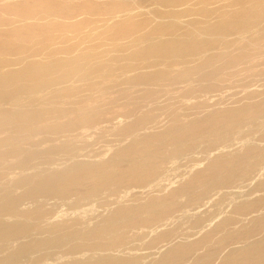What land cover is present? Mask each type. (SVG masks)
<instances>
[{"label": "rangeland", "instance_id": "rangeland-1", "mask_svg": "<svg viewBox=\"0 0 264 264\" xmlns=\"http://www.w3.org/2000/svg\"><path fill=\"white\" fill-rule=\"evenodd\" d=\"M104 1L106 5L126 4V6H128L130 10L125 6H123V10L125 12H128L129 10L131 14L135 12L131 16V18L134 20L149 22L152 21V23L143 28V31L141 30L138 33L148 32L152 30L153 26H155L156 22H158V18H156L155 14L157 10L155 9H158L160 7V4L157 3V0H125V4H122L124 0ZM204 1H206L207 3L209 2L208 7H210L212 10L214 7V9H218L215 10L218 13L220 11V7H222L221 10L224 7L225 9L223 10H229L228 8H230L231 10L234 8V4L237 6L240 2L239 0H215L216 2L213 0L214 3H212V0ZM232 2H234V4ZM250 2L254 3L253 1ZM192 3L195 5H193ZM200 3H202L201 0L190 1L189 6L194 8V10H192L193 14H188L185 16L183 15L181 17L182 22L184 23H182L183 29H181L179 33H181L182 30H191L190 27L192 26V28H194V25L192 23L196 21H201L199 16H201V19L205 18H202L203 14H201V12H199L198 10V8L201 6ZM3 4L4 3L0 1L1 7L3 6ZM227 4L228 7L225 6ZM246 4L250 3L247 2ZM222 5H224V7ZM230 5L232 6V8L230 7ZM236 6L235 8H238V6ZM176 8L177 11L180 10L179 12H182L184 7L179 6ZM263 9L264 6L261 9L262 15H264ZM4 13L7 12L5 11L3 12V14ZM3 14L0 15V22H2V20L4 19L9 20V17H13V15L6 16L10 13L6 15ZM217 14L213 15L216 16ZM5 16L8 18H6ZM39 17H46L45 19L39 18L41 19V22H45L46 20L48 21V19H54L53 16H47L45 14H41ZM101 18H103V15H90L89 19L91 21L95 20V22L97 21V23L95 24L90 21L89 24H93H87V26L83 30L84 33L85 30H87L88 28L93 29L94 27L99 26L97 27V30H95L97 33H99V36L101 38H99V36L95 37V35L97 36V33L94 32L95 35L93 33L91 34L92 36L89 35V40L92 39L91 41L87 39V41L89 42L84 43L85 38H88L87 36L85 38L79 39L77 43L74 42L75 46L73 44H70L69 46H73L71 49H75L73 52L75 55L84 52L85 48V51L88 49L92 50L96 48L92 51L94 53V59L96 58L95 60H97V63H95L94 65L99 64L100 67H96V71L92 70L93 73L88 75L81 76V73L77 74L78 76L76 75V77L73 78L74 81L72 82V85L73 83L75 85H73L74 87H72L73 91H67L65 88H63L64 85L60 84L58 87H56L55 85L52 88H49L50 90L47 91L48 94H45L46 100L49 98V100H53L54 102H58L55 100H59V102H63L62 104L65 103L66 105H62L63 107L65 106L64 109L66 108L69 111H73V108L78 107L80 108V111H76L77 113L73 111L72 113H70L69 116L65 115L63 118H60L59 122L56 120V117L53 114H48L43 120L41 119L34 122L33 124H30L27 129H18V126H16V124L18 125V123H16L18 120V114H15V116L13 117L14 119L12 118L13 120L0 123V165H2L0 166V190H4L5 188H7L8 191L7 192L6 190H4V192L3 190H1L0 203L2 202L4 196H18L24 195V193L25 195L27 194V189H29L31 184L23 181L24 178L27 177L29 179L32 177H45L48 172H54V170L55 172L62 171L63 169L69 167L77 161H84V163L90 162L89 164L93 163V165L101 169V174L105 172L117 174L125 172L126 168H128L129 165L141 162L146 158H153L157 161V163H159L157 164L155 174L152 178H147L146 180L144 179L138 181H131L132 179H116L110 181L105 185L100 186L98 188L99 190L97 189V192H95L94 194H87V190L92 187V183H87L79 186L77 189L72 190L74 192L70 191L67 195V198H61L58 195H46L44 191L36 192L35 194L30 195V197L25 196L21 202V209H23V211L20 210L19 212H14L12 214L9 212L2 211L0 213V219L5 218L8 221H24L31 224L33 227L27 235H24L21 238H17V241L14 239L11 241H5L6 243H2L1 245H3L4 247L0 249V256L6 255L11 251L17 249L16 245L19 246V244L23 241L24 237L26 236V239L24 241L32 240L34 250L31 253L33 254L27 255L28 257L22 256L21 258H19L20 261L17 260L15 264H63V262H65V264H73L77 262V259L78 261L87 260L88 262H92V260L97 261L100 259H104L106 256L107 257L105 259H123L124 264H159L161 260L164 259L165 254L168 253L167 251H169L171 247L174 246V244L183 241H195L201 238L206 230L213 229L215 224L219 221L225 218H233V223L231 221V225H228V232H218L216 235H214L212 241H210L209 244L202 246V248L198 249L197 251H194L195 253L191 252L186 255L182 260L178 259L175 263H167L223 264L226 260V257L232 255L233 252L237 251L242 245V243L248 239V237L241 234H244L247 230L254 228L256 224H259L258 220L262 219V215L264 218V201L260 202L259 205L256 207L257 210L253 212L256 215L250 214V211H248L249 213L241 210L236 211V208L244 205L245 202H251L264 197V153L260 154V156L258 155L257 157L256 164L259 165L256 166L258 169L256 168V166H254L248 171L244 172L242 175L232 179L227 183L212 182L209 181L208 178L203 183L196 184L182 192H179L177 195L175 206L171 209L164 211L161 217L157 220H151V218H155L156 215L148 211H140L138 213H133V215L130 212L118 213V211L123 208L133 207V205L137 206L140 204L143 206L149 204L150 200L153 197L167 196L172 189H178V187L180 188L183 187L184 184L186 185V183L199 170H202L208 164L214 162L215 160L226 161L228 159H232L235 156L241 155V152H244L248 147L252 145H257L260 148H264V114L261 113H258L256 115L254 113H251V118L250 113L243 115V118L240 121L241 123L236 124L234 127L223 129L218 134H206V136L204 135L199 140H197V143H189L187 141L178 140V136L183 130L191 128L196 124V122L201 119L218 117L222 114H226L227 111H230L232 109L234 110V108H239L238 110H244L246 112V109L250 110L251 107L249 102L257 101L258 103V101L261 102L264 100V19L263 21L256 19L259 24L255 22L259 25L262 31L258 27V25H255L254 23L253 25L255 26V28L252 29L255 31L257 28L259 29L258 32H250V35L248 33L246 35L243 32L245 36L236 33L229 35L230 37L228 36L227 39L220 41L222 45L219 43L217 46L220 49L218 48V50L215 47L218 52L215 49H211V51L213 50V52L216 51L214 52V54H216V59L214 58V62L213 58L211 60V51L209 52L210 54H206L209 55L208 57L205 56L206 59L208 58L207 60H211L209 61V66L208 63L205 64V61L207 60L203 58L204 56H200V58H198L199 55H193L194 57L196 56L195 59L193 56H190L192 57L191 65H193V67L196 66V69L200 66V68H202L204 71L202 70L200 73L198 71H195L194 74H185L183 73V71L187 68L188 65L179 61H172L171 64L168 63L169 65H167V62H162V64L164 63L163 65L159 64L150 68L144 67V65L141 64L136 65L137 69L132 70L133 72L129 71L132 68L127 69L122 63L125 64L126 61H131H129V59L125 60L124 55H129L130 51L133 52V49L141 47L143 43L140 41L135 43L136 45H131L130 41L133 39V37H129L125 41L127 43H130V47H124L125 51L120 50V48L114 46V43L116 44L118 40L115 39L116 42L113 40L114 36L111 32H109L108 29L111 26L110 24H112L113 22L109 24L110 26L108 25L109 27L104 25V27L106 26L105 29L104 27H101L104 23L103 21H101ZM42 19L45 21H43ZM10 20L15 19L12 18ZM187 24L189 25V28ZM184 25L187 27H185ZM202 26L203 24L200 23L195 25L196 30L198 27V31H196L194 34L198 35L199 39H203L205 37V34H202L201 30H199L202 29ZM0 28L2 27L0 26ZM103 29L106 33L109 32V34H106ZM102 31L104 33V36H102ZM53 32L54 34L60 33L59 30H53L52 33ZM71 33L72 32H70V34ZM105 34L108 35V39L106 38ZM104 37L107 40H105ZM81 40H83V43H80ZM236 40L238 43L235 42ZM93 42H95V45L97 44V46L94 45L93 47H90L93 45ZM89 44L91 45L88 46ZM65 45L67 44L57 46V48L55 47L53 50L55 52H60L61 56V53L62 55L65 54L63 51H65L66 49L62 50L64 47L66 48ZM45 50H32V53H41L43 58L42 56L39 57L38 55L37 57H39V60H48L49 55L59 56L58 52H56L57 54H48V52H50L48 50L46 54ZM79 50H81V52H79ZM42 51H44L45 53L43 52L42 54ZM94 51H96V53ZM247 52L249 54H247ZM29 53H31V50L29 51ZM16 55H7V57L14 58L16 57ZM130 55L132 56V54ZM108 56L109 58H107ZM196 59H202L203 62L201 63L200 60L197 61ZM104 61H106V63H104ZM117 61L118 63H116ZM22 63V61L21 65L18 63L20 65L19 68H21ZM55 63L56 60L50 62V64ZM18 64H14L13 67H18ZM118 64H121L119 65L120 68L122 66V69L120 71L122 73L124 71L126 72H124L123 74L119 72ZM161 65L162 67H160ZM103 66L104 69H111L104 70ZM115 67L117 71H115L116 73L112 70L115 69ZM163 67H168L167 70L169 71V74L167 76L168 80H164V84H153L147 81L151 80L150 78L155 74H146L147 72L144 73L145 71H152L153 69ZM179 67L180 69H183L179 70ZM5 68L3 67V69ZM124 68L125 70L122 71ZM109 71H111V73L114 72L113 79L116 80H113L114 82L108 81L110 83L102 82L104 78L107 79L108 74L106 75V73H108ZM139 71H142L145 75L142 72H140L138 75L137 73ZM216 71L219 72L216 73ZM102 74L105 77L102 76ZM124 74H126V76H124ZM195 74L198 77L193 76ZM127 75L130 77H128ZM188 75L190 78L188 77ZM146 76L149 78L147 79ZM145 77L146 80H141L143 78L145 79ZM191 77H193V79ZM137 78H140V81ZM134 79L139 82L138 84H141L136 85ZM131 80L132 84L130 82ZM94 81L96 83L94 85H90ZM96 84H98L99 87H97ZM134 85H136V87ZM95 87L97 88L96 90L94 89ZM92 88L94 91L91 90ZM105 88H111V93H103V90ZM86 97L89 98L87 99ZM67 99L69 103L67 102ZM86 99L88 101H86ZM33 102L34 106L36 104L35 107H39L43 101L42 99H36ZM23 104H26V102H24ZM70 105L72 106L70 107ZM24 106H26L24 108L25 110H27L28 108L38 110V108L36 109L32 106L28 107L27 104ZM5 109L6 110L4 112H9V110H11L9 108ZM81 111L84 112L82 113ZM86 113L88 114L86 115ZM247 115L248 118H246ZM89 117L90 119L92 118L90 121L89 119H87ZM256 117H258V119ZM72 119L75 120V122H79V125H70L68 127H62L63 123H67L69 120L73 121ZM47 122L50 124H46ZM136 122L142 123L135 124ZM189 122H191V124ZM72 123H74V121ZM209 128L210 125H204L202 130L206 132ZM160 135H162L161 140H159ZM6 144L8 146V149L6 148ZM73 145L79 152H76V149L73 147ZM58 146H60V148L62 147V151L64 150L63 153L61 149L59 150ZM19 147L22 148L18 150ZM72 148L75 151H73ZM11 149H15V151H11ZM4 150L7 153H4ZM33 152L36 153V155L33 154ZM68 152H70V154ZM233 154L236 155L234 156ZM13 155L15 156L13 157ZM94 157H96V159ZM85 158L89 162H87ZM20 164L21 166H23L24 169L20 166ZM33 172L36 173V175L32 174ZM42 173L43 175H40ZM18 180L20 182H18L19 186L17 183ZM12 184L14 186H12ZM27 184L30 186H28ZM20 185L22 186L20 187ZM3 186L5 188H3ZM208 186H210L211 188ZM10 192H12V195L10 194ZM40 193L42 194V196ZM34 196L36 197L37 201L35 200ZM45 196L46 198H44ZM129 214L131 217L129 216ZM153 215L155 217H153ZM72 225L75 226V228ZM102 229H105V233L101 236L98 242H88L86 240L87 237H89L95 232L101 231ZM72 231H74L75 233ZM229 231L233 233H230ZM52 232H56L55 235L53 233L52 236ZM111 232L114 233L112 234ZM49 233L51 235H49ZM255 233L256 234L254 235L253 240L258 241L264 238V223H261ZM61 235L63 236V238ZM72 235L75 236L73 237ZM74 240H77L79 242H75ZM12 241L15 243H13ZM53 242L55 245L53 244ZM56 242H58L59 244ZM41 243L42 245H40ZM224 243L225 245H222ZM65 244L67 246H65ZM76 245H78L79 248ZM168 246L170 247V249ZM13 247H15V249H13ZM55 247L58 249H56ZM47 249L51 250V252L49 250L47 251ZM38 253L40 254V256L38 255ZM34 255L38 259L34 258ZM110 256L114 257L109 258ZM80 258L82 260H80ZM36 261H38V263H36Z\"/></svg>", "mask_w": 264, "mask_h": 264}, {"label": "bare ground", "instance_id": "bare-ground-1", "mask_svg": "<svg viewBox=\"0 0 264 264\" xmlns=\"http://www.w3.org/2000/svg\"><path fill=\"white\" fill-rule=\"evenodd\" d=\"M0 1H2V3H4L2 7L0 6V15L3 14V12H5V11L7 12V13H4L5 15L8 14V13H10V14H8L6 16L13 15V17H9V20L8 19H4V20H2V22H0V26L2 27V28H0V123L1 122L11 121V120L14 119L13 117L15 116V114H18V120L16 122V123H18V125L16 124V126H18V129H27L30 124H33L34 122H36L38 120H41V119L43 120L48 114H53L56 117V120L59 122L60 118H63L65 115H68L69 116L70 113H72L73 111L74 112H76L78 110L80 111V108H78V107H76V108H73L72 107L73 108V111H69L66 108L64 109L65 106L63 107L62 105H66L65 103L62 104L63 102L61 103V102H59V100H55V101H58V102H54L53 100L52 101L49 100V98L46 100L45 99V97H46L45 94L47 93L48 90H50L49 88H52L55 85H56V87H58L60 84L61 85H64L63 88H65L67 91H73V88L72 87H74L75 85L73 83V85H74L73 86L72 85V82L74 81L73 78L76 77L77 74L81 73L82 74L81 76L91 74V73H93L92 70H95L96 71L95 68L99 66V64L94 65L95 63H97V60H95L96 58L94 59V57H93L94 53L92 52L93 50L96 49L95 47H94L95 49H92V50H89L88 49L86 51H85V49H86L85 48L84 49V52H81V50H79V52H81V53H79L78 55H75L73 53L74 50H75V49H71L73 46L69 47L70 44H73L75 46L74 42L77 43L79 39L85 38L87 36H88V38H85L84 43L85 42H89V41L92 40V39L89 40V38H90V36H92L91 35L92 33L94 34V32H96L97 27H99V26L94 27L93 29H89L88 28L89 30L87 29L83 33V30L87 26V24L88 25H92L93 23H95V24L97 23V21L95 22V20L94 21H91L90 20L91 17L89 19V16L90 15H93V14L103 15V18H101V21H103L104 23H103V25L101 27H104V25H106L107 27H109L111 25L108 28L109 29V32H111L112 35L114 36L113 40L115 42H116V40H118L116 42V44L114 43V46L120 48V50L125 51V48L124 47H126V46L130 47V45H129L130 43H127L125 41L129 37H133V39L130 41L131 42V45H134L135 43L140 42V41L143 43V45L141 47H138L136 49H133V52L130 51L131 53L129 52V55H126V54L124 55L125 60H128L129 59V61H131V62L126 61L125 64L122 63L123 65H125L124 67H126L127 69L128 68H130V69L132 68L129 71H132L134 69H137V66L136 65L143 64L144 67H149L150 68V67H153V66L162 64V62H165V63L167 62V65H169V64H171L172 61H177V62L179 61V62H182V63H185V64L188 65L187 68L183 71V73H185V74L186 73L187 74H192V73L194 74L195 71H198L200 73L203 70L202 68H200V66H199L200 64L199 63H198L199 65H197V66H199L197 69H196V66L193 67V65H191L192 64V60H191L192 57H190V56L199 55V57L197 56L198 58H200V56L201 57L204 56L203 58L206 59V57L209 56V55H206V54L209 53L211 51V49H215V47L218 49L219 47H217V46L220 43V41L227 39V37L229 35L236 34V33H239V34H242V35H244V34L247 35V33L249 34L250 32H252V33H256L255 31L258 32L259 29H257V28H256L255 31L252 29V28H255V26L253 24L255 22H257L256 19L257 20H260V21H263V19H264V15H262V13H261V9L264 6V0H239L240 1L239 2V5H240V3H241V5L240 6L237 5L238 8H235L236 5L234 4V2H232L234 4V6H233L234 8L233 9L230 10V8H228L229 10H223V9H225V7H224V5H222L224 8L221 10L222 7H220L219 13L217 11H215V10H218V9H214L215 7L213 8V10L210 7H208L209 6V4H208L209 2L207 3L206 1L201 0L202 3H200V5H201L200 7L198 6L199 7L198 10H199V12H201V14H203L202 18L203 17H205V18L201 19V16H199L200 15L199 14L198 16L200 17V20L201 21H196V22L192 23L194 25V28H192L193 27L192 26V27H190L191 30H184V31L182 30V32L179 33L180 30L183 29L182 28L183 27L182 26V23H184V22H182L181 17L183 15L185 16V15H188V14H193L192 13L193 12L192 10H194V8H192V7L189 6L190 1H192V0H157V3L160 4V7L158 9H155V10H157L155 12V14H156V18H158V20H157L158 22H156V25L153 26L152 30H150L148 28L150 31L147 30L148 32L138 33L141 30L143 31V28H145L150 23H152V21L151 22H149V21H137V20L132 19L131 16L135 12H133L131 14V12L129 11L130 10L129 7L126 6V4H125L126 3L125 0L122 3V4H125V5H121V4L106 5V3H105L104 0H66V1H64V0H0ZM121 1H123V0H121ZM216 1H218V0H216ZM233 1H235V0H233ZM250 1H253L254 3H251ZM247 2L250 3V4H246ZM193 3H195V2H193ZM212 3H214L213 0H212ZM228 4L225 5V6L228 7ZM193 5H195V4H193ZM231 5H230V7L232 8ZM123 6H125L126 8L129 9L128 12H125L123 10ZM179 6H183L184 7L182 12H179L180 10L179 11L176 10L177 9L176 7H179ZM152 12H151V14H152ZM41 14H45L47 16H53L54 19H51V20L48 19V21L47 20L45 21V20L42 19L45 22H41V19H39V18H44V19L46 18V17H39ZM213 14H217V15L215 16ZM212 16H214V17H212ZM6 18H8V17H6ZM12 18H14L15 20H10ZM90 21L93 22V23L89 24ZM111 22H113V23L110 24ZM198 23L203 24V26L201 27L202 29H199V30H201V33L202 34H205V37L203 39H199L198 38L199 36L194 34L196 31H198V27H197V30L195 28V25H197ZM257 23H255V25H258L259 24V23L258 24ZM190 26H191V23H190ZM185 27H187V26H185ZM258 27H259V25H258ZM188 28H189V25H188ZM53 30H59L60 33L54 34V32L52 33ZM261 31H262V29H261ZM70 32H72V33L70 34ZM104 32H105V30H104ZM109 32H107V33L109 34ZM243 32H244V34H243ZM67 33L70 34V35H68ZM102 34L101 35L104 36L103 31H102ZM110 35H109V37H110ZM98 36H99V33H97V36L95 35V37H98ZM107 36L108 35H106V38H107ZM244 36H241V37H244ZM99 38H101V37L99 36ZM106 38H105V40L108 39V38L107 39ZM87 39L89 41H87ZM83 40H81L82 42L80 41V43H83ZM109 40H110V38H109ZM119 40H121V41H119ZM237 40L235 42H237ZM63 44H67V45H65L66 48L64 47L62 49V50L66 49L65 51H63L65 54L62 55V53H61V56H60V52L56 51V52L59 53V56H56V55H52L51 56V55H49V59L48 60H39V57L42 56L41 53H37V52H33L32 53V50L33 51L34 50L36 51V50H39V49H41V50L48 49L50 52H48V50H45L46 51V54H47V52H48V54L49 53L50 54H57L53 49L55 47L57 48V46H60V45H63ZM92 44H93L92 46H90L91 44H89L88 46L93 47L95 45V42H93ZM95 46H97V44ZM76 48H77V45H76ZM87 48H89V47H87ZM217 49H215V50L218 52V50L220 48L218 50ZM30 50H31V53H29ZM103 50H104V48H103ZM245 50H246V47H245ZM216 51H214V52H216ZM43 52L44 51H42V54H43ZM94 52L96 53V51H94ZM214 52H213V50L211 51V54H212L211 55V60L213 58V62H214V58L216 57V54H214ZM46 54H44V55H46ZM130 54H132V56ZM247 54H249V53L247 52ZM7 55H14V56L16 55V57H14V58H8ZM38 55H39V57H37ZM112 56H114V55H112ZM221 56H222V54H221ZM250 56H251V54H250ZM42 58H43V56H42ZM107 58H109V56ZM116 58H117V56H116ZM195 58H196V56L194 57V59ZM209 59H210V57H209ZM53 60H56V63L55 64H50V62L53 61ZM99 60H101V59H99ZM111 60H113V59H111ZM198 60H200L201 63L203 62L202 59H198ZM211 60L205 61V64L208 63V66H209V61H211ZM21 61L23 62L22 63V66L23 67L21 66V68H19V66L21 65ZM24 61H25V63H24ZM106 61H104V63H106ZM113 63H115V62H113ZM116 63H118V61ZM14 64H18V67H13ZM210 64H211V62H210ZM110 65H111V62H110ZM119 65H121V64H118V68H119L118 70H119V72H121L120 70L122 69V66L120 68ZM162 65L160 67H162ZM184 66H186V65H184ZM3 67L4 68L6 67L7 69L6 68L3 69ZM108 67H111V66H108ZM116 67H115V69H112L114 72L116 71ZM167 68L168 67H165V68L164 67L163 68H156V69H153L152 71L151 70L145 71L146 70L145 69L144 70L145 71L144 73L147 72L146 74H151V73L155 74V75H153L150 78L151 80H147V81H149L150 83H153V84L154 83H156V84L157 83L164 84L165 83L164 80L165 81L168 80V77L167 76L169 74V71L167 70ZM103 69H104V66H103ZM105 69L108 70V69H111V68H105ZM182 69H180V67H179V70H182ZM216 69H217V67H216ZM124 70H125V68L122 71H124ZM124 72H126V71H124ZM140 72H142V71H139L138 73L137 72H134V73H137L139 75ZM179 72H178V74H179ZM217 72H219V71H216V73ZM113 73H111V71H109L108 73H106V75L108 74L107 79L104 78V80L102 82L105 83V82H108V81L116 80V79H113L114 78L113 77ZM103 74H102V76H104ZM124 76H126V74H124ZM193 76H196V74L193 75ZM199 76H200V74H199ZM201 76H202V74H201ZM98 77H99V75H98ZM128 77H130V76H128ZM132 77H133V75H132ZM146 77H145V79L143 78L141 80H143V81L146 80ZM188 77H189V75H188ZM196 77H198V76H196ZM148 78L149 77H147V79ZM191 78L193 79V77H191ZM105 79H106V81H105ZM129 79H131V78H129ZM134 80H135L136 85H137L139 82H137L136 79H134ZM124 81H126V80H124ZM130 82L132 84V80ZM95 83L96 82L94 81L90 85H94ZM108 83H110V82H108ZM133 84H134V82H133ZM140 84H138V85H140ZM136 85H134V86L136 87ZM96 86L99 87L98 84H96ZM94 89L96 90L97 88L95 87ZM91 90H93V88ZM103 91H104L103 93H106V94L108 93L109 94V92L111 91V88H105ZM98 92H100V91H98ZM102 95H104V94H102ZM247 97H248V95H247ZM36 99H38V100L42 99V101H43L42 104H40L39 107H35L36 104H35V106L33 104L34 103L33 101L36 100ZM87 99H86V101H88ZM24 102H26V104H27L28 107H31L32 106V107H35L36 109L38 108V110H35V109L33 110L31 108H28L27 110H25L24 108L26 106H24V105H26V104H23ZM67 102H68V99H67ZM249 104L251 106V107L248 106V107H250V110L249 109H246V112L244 110H238L239 108H237V109L234 108V110L232 109L230 111H227L226 114H222V115H220L218 117H210V118H205V119L199 120L198 122H196L195 125L193 124L194 126H192L191 128H187V129L183 130L181 132V134L178 136V140L187 141L189 143H194V142L197 143V140H199L204 135L206 136V134H218L223 129L231 128V127H234L236 124L241 123L240 121L242 120V118H243L242 116L243 115H246V114L250 113V118H251V115H252L251 113H254L255 115L258 114V113L264 114V100L261 101V102L258 101V103H257V101H255V102H249ZM37 105H39V104H37ZM67 105H69V104H67ZM71 106L72 105H70V107ZM5 108H9L11 110H9V112L6 111L7 112L6 113V112H4L6 110ZM88 109H90V108H88ZM227 110H229V109H227ZM247 110H249V111H247ZM12 112H17V113H12ZM87 114L88 113H86V115ZM94 116H96V115H94ZM254 116H252V117H254ZM75 117H77V116H75ZM246 118H248V115L246 116ZM256 118L258 119V117H256ZM87 119H89V121H90L92 118L90 119V117H89ZM73 121H74V123H72ZM73 121H70L69 120L67 123H63L62 124V127H64V126H67L68 127L70 125H76V126L79 125V122H75V120H73ZM138 123H142V122H136L135 124H138ZM189 123L191 124V122H189ZM8 124H10V123H8ZM46 124H50V123L47 122ZM204 125H210V128L206 132H204L202 130ZM239 125H241V124H239ZM25 126H27V127H25ZM46 129H48V128H46ZM135 129H136V127H135ZM28 130H30V129H28ZM64 131H65V129H64ZM161 137H162V135H160V139L159 140H161ZM152 138H154V137H152ZM104 139H106V138H104ZM69 140H71V139H69ZM66 142H67V140H66ZM8 143H10V142H8ZM201 145H202V143H201ZM7 147L8 146L6 144V148ZM58 147H59V150L62 148V147L60 148V146H58ZM73 147H74V145H73ZM21 148L19 147L18 150H20ZM126 148H127V146H126ZM70 149H71V147H70ZM12 150L13 149H11V151ZM72 150H73V148H72ZM72 150H71V153H72ZM13 151H15V149ZM50 151H52V150H50ZM61 151H62V149H61ZM63 151H62V153H63ZM73 151H75V150H73ZM147 151H148V149H147ZM76 152H79V151H77V149H76ZM4 153H7V152L4 150ZM68 153L70 154V152H68ZM241 153L242 154L241 155H238V156H235L237 153L236 154H233L235 157L233 156L234 158H232V159H228L226 161L215 160L214 162L208 164L205 168H203L202 170H199L186 183V185L184 184L183 187H180V188L178 187V189H172L170 191V193H168L167 196H164V197H153L150 200V202L147 200L149 202V204H146V205H143V206L140 205V204L139 205L136 204L137 206L133 205V207H130V208L120 209L118 211V213H121V212H128L129 213L130 212L133 215V213H138L140 211H143V212L144 211H148V212L154 213V215H156V217L153 215V217H155V218H151V220H157L158 218L161 217V215L164 213V211H166L168 209H171L172 207L175 206L176 199H177V195H178L179 192H182V191L186 190L187 188H190L191 186H194L196 184L203 183L208 178H209V181L217 182V183H227V182L231 181L232 179H234V178L242 175L244 172L248 171L250 168L256 166L257 165L256 164L257 163V157H258V155L260 156V154H263L264 153V148H260L257 145H252V146L248 147L244 152H241ZM33 154L36 155V153H34V152H33ZM219 155H221V154H219ZM14 156L15 155H13V157ZM40 157H41V155H40ZM153 157H155V156H153ZM94 158L96 159V157H94ZM31 159H32V157H31ZM103 159H105V158H103ZM86 161H87V159H86ZM87 162H89V161H87ZM18 163H19V161H18ZM22 163H23V161H22ZM89 163H86V162L84 163V161L83 162H78L77 161L76 163L70 165L69 167L63 169L62 171L55 172V170L53 169L54 172L53 171L52 172H48V174H46L45 177H35V178L32 177V178H29L28 179L24 175L26 178H24L23 181H25L26 183L31 184V186L27 184L28 186H30L29 189H27L28 191L26 190L27 191V194L25 195V193H24V195H18V196L17 195L16 196H10V195L4 196L3 199H2V202L0 203V213L2 211H5V212H9V213L12 214L14 212H19L20 210L23 211V209H21V202L24 199V197L25 196L26 197L27 196L30 197V195H33L36 192H40V191H44L46 195H58L61 198H67V195L69 194L70 191H72L74 189H77L79 186H81L83 184H87V183H92V187L87 190V192H88L87 194H94L95 192H97V189L100 186L105 185V184L109 183L110 181H113V180H116V179H118V180L119 179H123V180H125V179H132L131 181H133V180L134 181H138V180H144V179L146 180L147 178L150 179V178H152L154 176L155 171H156V168H157V164H159L153 158H146V159L142 160L141 162H138V163L129 165V167L126 168L125 172H123V173L112 174V173H109V172H105V173L101 174V172H100L101 169L100 168H98L97 166L93 165V163L92 164H89ZM0 166H2V165H0ZM20 166H21V164H20ZM257 166H256V168H257ZM21 167L23 168V166H21ZM26 167H27V165H26ZM114 168H115V166H114ZM161 168H162V165H161ZM32 174H35L36 175V173H34V172ZM40 175H43V173L40 174ZM18 182H19V180L17 181V183ZM19 183H18V186H19ZM12 186H14V185L12 184ZM21 186L22 185H20V187ZM208 187H210V186H208ZM3 188H5V187L3 186ZM1 190H3V189H1ZM1 190H0V192H1ZM4 190L7 191V188H5ZM72 192H74V191H72ZM10 194L12 195V192H10ZM41 196H42V194H41ZM44 198H46V196ZM61 198H60V200H61ZM35 200L37 201L36 197H35ZM263 201H264V197L261 198V199H256V200L251 201V202H249V201L248 202H245L244 205L241 204L242 206L237 207L236 208V211L237 210L238 211H240V210L241 211H246V212L250 211L251 212L250 214L256 215L253 212H255L257 210L256 207L259 205V203L260 202H263ZM23 202H25V201H23ZM258 211H259V209H258ZM129 216H130V214H129ZM108 218H109V216H108ZM252 218H253V216H252ZM255 218H256V216H255ZM261 218L262 219L258 220L259 224H256L254 228H251V229L247 230L244 234H241V235H244V236L248 237V239L245 240L242 243V245H241L242 247L240 246V248L239 249L237 248L238 250L235 251V252H233L232 255L226 257V260H225V262L223 264H264V238L261 239V240H258V241L253 240V237L256 234L255 231L258 230V228L261 225V223H264L263 215H262ZM130 219H132V218H130ZM232 220H233V218H225V219L219 221L218 223L215 224V226H214L213 229L206 230L204 232V235L201 238H199V239H197L195 241H183V242H180V243H176V244H174L173 247H171V249L168 246L170 250L167 251L168 253L165 254L164 259L162 258L163 260H161V262L159 264H167V263H171V262H174L175 263L178 259L182 260L189 253L194 252V251H197L198 249L202 248V246L209 244L210 241H212L214 235H216L218 232H224V233L226 231L228 232V230H229L228 229V225H231L230 223H231ZM236 220H237V218H236ZM242 220H243V218H242ZM149 221H150V219H149ZM233 221H232V223H233ZM31 223H33V222H31ZM32 227L33 226L31 224H29L27 222H24V221H8L5 218L4 219H0V249L4 247L3 245H1L2 243H4L5 241H9V240L10 241L11 240H14V239L16 240L17 238H21L22 236L27 235L30 232V230L32 229ZM73 227L75 228V226H73ZM154 228H156V227H154ZM62 232H63V230H62ZM72 232H74V231H72ZM229 232L230 233H233L231 231H229ZM53 233L55 235L56 232H52V236H53ZM104 233H105V229H102L101 231L95 232L92 235H90L89 237H87L86 240L88 242H98V240L101 238V236ZM49 235H51V234L49 233ZM223 235H222V238H223ZM61 236H60V238H61ZM72 236H71V238H72ZM25 237H24V239H23L22 242L20 241L21 243L19 244V246L16 245V248L17 249H15V247H13V249H15V250L11 251L10 253H8L6 255H1L0 256V264H15L17 262V260H19V258H21L22 256L28 257L27 255H32L33 254V253H31L34 250V247L32 245V240H30V241H24L26 239ZM115 237H117V236H115ZM62 238H63V236H62ZM108 238H110V237H108ZM237 238H239V237H237ZM39 239H41V238H39ZM39 239H38V241H39ZM38 241H37V244H38ZM179 241H182V240H179ZM77 242H79V241H77ZM7 243H9V242H7ZM13 243H15V242H13ZM56 243H58V242H56ZM53 244H54V242H53ZM40 245H42V243ZM222 245H225V243L222 244ZM8 246H10V245H8ZM61 246H63V245H61ZM65 246H67V245L65 244ZM76 246L78 247V245H76ZM49 249H47V251ZM56 249H58V248H56ZM75 250H77V249H75ZM49 251L51 252V250H49ZM38 255L40 256L39 253H38ZM41 256H43V255H41ZM213 256H214V254H213ZM100 257H102V256H100ZM113 257L110 256L109 258H113ZM32 258H33V256H32ZM32 258H30V259H32ZM34 258H36L35 255H34ZM60 258H61V256H60ZM105 258L104 259H100V260H97L96 259L97 261H93L92 260V262L91 261L88 262L87 260L85 261L84 259H83L84 261H78V259L77 260L75 259L77 262L76 263H73V264H124L123 263L124 262L123 259H105ZM119 258H122V257H119ZM36 259H38V258H36ZM80 260H82V259L80 258ZM90 260H91V258H90ZM36 263H38V261H36ZM174 263H172V264H174ZM63 264H65V262H63Z\"/></svg>", "mask_w": 264, "mask_h": 264}]
</instances>
